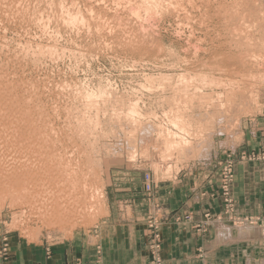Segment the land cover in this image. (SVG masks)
I'll return each instance as SVG.
<instances>
[{
  "label": "rangeland",
  "instance_id": "obj_1",
  "mask_svg": "<svg viewBox=\"0 0 264 264\" xmlns=\"http://www.w3.org/2000/svg\"><path fill=\"white\" fill-rule=\"evenodd\" d=\"M243 163L264 192V0H0L1 260L72 245L102 264L114 202L137 190L165 264L163 191L205 174L223 209L194 229L264 238V216L235 211Z\"/></svg>",
  "mask_w": 264,
  "mask_h": 264
},
{
  "label": "crops",
  "instance_id": "obj_2",
  "mask_svg": "<svg viewBox=\"0 0 264 264\" xmlns=\"http://www.w3.org/2000/svg\"><path fill=\"white\" fill-rule=\"evenodd\" d=\"M255 141L251 142L253 146L259 144L260 138ZM262 177V167L259 164L243 163L236 167L235 182L231 189L236 214L264 216ZM187 179L178 187L164 190L161 196L163 204L176 219L188 217L187 220L184 217L183 221L170 220L163 226L164 263L264 264V238L259 226L234 228L227 222H210L204 230L194 229L202 220L203 214L208 212L216 216L222 212L223 206L214 189L217 174ZM124 191L126 193L123 196L132 199L126 201L129 205L124 207V214L120 212L123 207L114 202L115 209L119 212L109 219L108 226L105 227L102 264H149L143 222L145 202L143 199L137 200L141 198L137 190ZM95 249L67 245L53 248L52 254L46 258L40 249L35 250L32 246L16 247L12 248L7 260L0 259V264H76L80 261L89 264Z\"/></svg>",
  "mask_w": 264,
  "mask_h": 264
}]
</instances>
